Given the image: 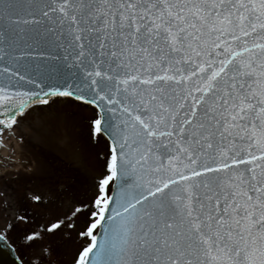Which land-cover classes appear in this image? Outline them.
<instances>
[{
    "label": "snow or ice",
    "instance_id": "snow-or-ice-1",
    "mask_svg": "<svg viewBox=\"0 0 264 264\" xmlns=\"http://www.w3.org/2000/svg\"><path fill=\"white\" fill-rule=\"evenodd\" d=\"M53 47L86 77L28 104L117 106L93 121L110 167L77 264H264V0H0V57ZM16 76L0 59V111Z\"/></svg>",
    "mask_w": 264,
    "mask_h": 264
},
{
    "label": "rangeland",
    "instance_id": "rangeland-1",
    "mask_svg": "<svg viewBox=\"0 0 264 264\" xmlns=\"http://www.w3.org/2000/svg\"><path fill=\"white\" fill-rule=\"evenodd\" d=\"M98 118L93 106L52 97L47 105L31 104L7 131L13 138L0 146V232L25 264H77L91 243L83 233L95 222L111 157L105 137L93 135Z\"/></svg>",
    "mask_w": 264,
    "mask_h": 264
},
{
    "label": "water",
    "instance_id": "water-1",
    "mask_svg": "<svg viewBox=\"0 0 264 264\" xmlns=\"http://www.w3.org/2000/svg\"><path fill=\"white\" fill-rule=\"evenodd\" d=\"M65 56H68L67 60L64 59ZM0 59L5 60L6 64H12L13 68H19L20 73L25 76V79L23 81L19 80V76L11 79L10 83L14 87L7 90L9 92L15 93V99L11 103V108L0 111V119L6 120L10 113L22 103L25 104L23 112L27 111V109L33 103H27L29 97L27 95H24V93L39 92L41 95H43V92L45 91L51 92L56 90L57 88H64L65 81L72 83L77 80L78 76L83 75L86 77V72L84 71V69L76 67L75 63L72 61V57L69 56L67 52H65L63 49L54 47L43 50L39 54L33 53L31 57L22 60L20 65L13 64L11 58L8 57H0ZM29 80H31V82H29ZM5 81L9 82L6 77ZM79 94L87 95V89ZM52 97L58 98L59 96ZM45 98L49 99L47 97ZM75 100L80 103L83 102L77 99ZM86 105L96 107L100 118L102 116L110 115V113L108 112L109 108L117 107L116 105L108 104L106 100L98 101V105H93L90 103H86ZM117 115H119L118 112ZM19 116L20 115H17L16 119ZM10 128L11 127L0 126V134L3 131L9 130ZM101 135L103 137H106V139L109 140V143L112 146V140L106 135ZM240 167L245 166L241 165ZM112 188L113 189L111 190L110 194L115 197L119 192V187L115 181L112 184ZM109 208L111 209L112 205H110ZM97 230V242L100 243L103 238V229L98 227ZM0 235L3 236V239L0 240V264H24L22 262V259L20 258V255H18V253L16 252L14 245L11 244V242L5 235H3L2 233H0ZM92 264H95V257H93Z\"/></svg>",
    "mask_w": 264,
    "mask_h": 264
},
{
    "label": "bare ground",
    "instance_id": "bare-ground-1",
    "mask_svg": "<svg viewBox=\"0 0 264 264\" xmlns=\"http://www.w3.org/2000/svg\"><path fill=\"white\" fill-rule=\"evenodd\" d=\"M11 133V132H10ZM10 133L8 132H6L5 133V131L0 135L1 137H0V146L1 145H4V147L6 146V143H8L7 142V139H9V138H11V135H10ZM8 134H9V136H8ZM13 138V137H12ZM12 138H11V140H12ZM10 140V141H11ZM11 143V142H10ZM9 144V143H8ZM2 147V146H1ZM8 147V146H7ZM6 147V148H7ZM10 148V147H9ZM2 150V149H1ZM5 150V149H4ZM16 151H18L17 149H16ZM1 152V151H0ZM9 152V151H8ZM13 152V151H12ZM3 153V152H2ZM19 153V152H18ZM1 154V153H0ZM8 154V153H7ZM9 154H12L13 155V153H11V152H9ZM5 156V155H4ZM9 156V155H8ZM14 156V155H13ZM6 157V156H5ZM15 157V156H14ZM16 158V157H15ZM7 159V158H6ZM8 160V159H7ZM10 160H11V158H10ZM19 161V160H18ZM16 163V162H15ZM19 163H21V162H19ZM19 166V165H18Z\"/></svg>",
    "mask_w": 264,
    "mask_h": 264
}]
</instances>
